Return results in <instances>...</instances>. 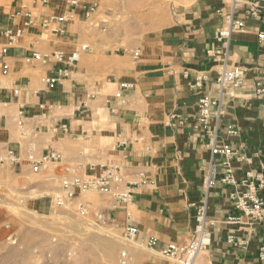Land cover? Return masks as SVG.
Returning a JSON list of instances; mask_svg holds the SVG:
<instances>
[{"label":"crops","instance_id":"crops-1","mask_svg":"<svg viewBox=\"0 0 264 264\" xmlns=\"http://www.w3.org/2000/svg\"><path fill=\"white\" fill-rule=\"evenodd\" d=\"M100 1L88 17L77 10L65 23L40 28L45 16L66 11L63 0H0V46L7 43L4 30L22 26L26 12L35 21L0 56V155L10 150L16 157L10 166L24 174L32 171L29 153L49 150L60 152L55 166L65 176H92L113 166L121 176L115 188L128 186L130 195L126 203L104 195L110 200L102 209L117 228L136 227V242L156 238L136 254L145 264H173L159 252L188 242L203 204L210 242L195 264H264V210L258 220L235 205L244 182H262L257 195L264 202V38H258L264 35V0H170L162 12L147 13L141 29L95 22L94 15L107 18L113 10L106 4L100 10ZM229 16L244 26L231 33L227 63L243 74L207 129H216V143L229 145L233 155L211 158L212 138L197 122V101L204 94L217 97L221 58L214 37ZM80 44L87 50L52 87L40 78L62 65L26 61L33 52L69 54ZM120 83L132 87L116 97ZM43 166L33 174L46 173L49 166ZM141 175L146 185L137 183ZM50 180L29 184L38 210L53 201L57 189L51 191Z\"/></svg>","mask_w":264,"mask_h":264},{"label":"rangeland","instance_id":"rangeland-1","mask_svg":"<svg viewBox=\"0 0 264 264\" xmlns=\"http://www.w3.org/2000/svg\"><path fill=\"white\" fill-rule=\"evenodd\" d=\"M169 2L170 0H101L100 10L104 4L113 10L107 18L94 15V19L95 22L107 19L131 27L138 25L141 29L148 21L145 18L147 13L162 12L164 5L167 6ZM83 43L88 42L85 40ZM48 166V171L44 174H33L32 171L24 174L18 172L14 166H10L8 161L0 164V200H8L20 210V213L16 212V214L10 207L0 205V233H2L0 264H145L144 260H139L136 256L138 252L144 250V247L134 249L116 245L112 259L108 257V244L114 242V245L118 244V239L125 238L124 230L117 228L102 209L110 198L89 190L78 192L79 195L77 193L62 206L54 204L55 196L60 194L58 188L61 180L71 175L60 174L55 164ZM77 174L82 175V172ZM49 176L55 178L50 180L49 188L51 191L57 190L51 194L53 198L51 204L47 203V208L41 211L34 208L36 195L30 190L29 184L43 181L44 177ZM79 204L86 206L85 214L80 213ZM57 208L65 209L66 215H69L67 218L61 217V220L55 221L57 229L45 230L32 224L28 219L27 209L39 215H48ZM71 218L74 219L72 222L75 223L77 230L76 227L75 230L68 227L67 224L70 223L68 220ZM88 223L102 226L107 232L103 236L92 235ZM122 252L125 253L123 258L120 256Z\"/></svg>","mask_w":264,"mask_h":264},{"label":"built area","instance_id":"built-area-1","mask_svg":"<svg viewBox=\"0 0 264 264\" xmlns=\"http://www.w3.org/2000/svg\"><path fill=\"white\" fill-rule=\"evenodd\" d=\"M34 4L46 5L48 0H31ZM66 7V11L59 15L51 14L45 16L40 21V28H47L52 24H61L67 22L75 13L79 10L83 12L85 17L92 14L98 7V0H93L90 2H84L82 0H63ZM252 13V7L250 8ZM26 20L22 23V26L16 29H5L4 35L7 39V43L0 46V56L7 53L9 46L17 45L19 37L22 35L24 28H29L34 25L35 21L33 16L28 12L24 14ZM244 26L243 21L239 19H234L232 16L228 17L227 24L216 31L215 40L220 44V48L215 51L216 55L221 58L220 70L216 76L214 85L216 88L217 97L211 98L207 95H202L197 101V122L205 129L206 133L211 136L210 143V154L211 158L220 155L224 157H230L233 155V151L229 145H218L215 141L216 129H207L212 121L215 123L219 120L222 115L221 112V101L225 95L230 94L235 88L240 86L243 70L238 66H229L227 63L228 58V44L231 33L234 30L240 29ZM55 31L62 32L61 29ZM259 39H263L264 35L262 33L258 34ZM87 50L86 44H80L79 48L75 49L69 54H64L61 51H52L50 53L44 54L40 52H33L31 57L26 58V61L30 59L36 60L42 64H46L49 61H53L61 64L62 66L57 68L53 76H42L40 78L41 82L48 87H52L57 81L65 78L69 75L70 69L68 66L74 64L78 58L79 54ZM7 65L2 64V73H7ZM206 76L202 75L197 77L195 85H199L200 80L205 79ZM132 85L129 83H120L119 91L115 94L116 97L120 96V92L124 89L131 88ZM13 93L16 95L18 89H14ZM21 109L18 111V115H21ZM214 123V124H215ZM21 124V121H18ZM64 127V126H63ZM64 130V128H62ZM62 156L60 152L49 150L44 152L39 158L35 157L33 154L29 153L26 159L32 164L31 169L36 172L39 165H50L55 164L61 160ZM16 159L15 155L10 151H6L4 154L0 155V164L5 162H11ZM121 182V176L118 171L113 166H104L102 170L92 176H85L84 174L78 175L77 173L71 174L68 178H63L60 183V194L55 197L54 204L56 206H62L66 201L74 198L77 192H84L89 190H94L102 195H109L113 197L116 201L126 203L130 195V188L125 186L123 189H116L115 186ZM141 185H146L148 180L144 176H140L137 182ZM245 183L246 190L239 198L235 205L236 207L243 210L245 214L250 215L254 219L261 220L263 217L264 202L257 195V188L262 186V182L256 186L252 183ZM205 185L207 187L213 185L212 180H207ZM78 209L81 214L86 213V206L83 204L78 205ZM195 224L193 227L192 237L183 245L168 244L162 250H160V255L164 258L169 259L173 264H193L198 254L205 248L210 242V234L206 228V206L205 204L198 207L195 216ZM138 230L134 226H127L123 231V236L126 239L134 240ZM232 241V238H229ZM156 243V238L151 236L148 240L143 243L147 247H152ZM142 244V243H140ZM122 253V258L124 257ZM260 258L264 259V252L260 254Z\"/></svg>","mask_w":264,"mask_h":264},{"label":"bare ground","instance_id":"bare-ground-1","mask_svg":"<svg viewBox=\"0 0 264 264\" xmlns=\"http://www.w3.org/2000/svg\"><path fill=\"white\" fill-rule=\"evenodd\" d=\"M57 196H59V193L55 197H57ZM54 202H55V198H54ZM0 205H5L6 207H10V209L13 212H15V213L20 211L18 209V207L14 203L9 202L8 200L1 199L0 200ZM27 210L29 211L28 219L30 220V222L32 224H35L37 226H40V227L44 228L45 230H47L48 228L54 230L56 228L55 227V225H56V222L55 221L56 220H61L60 219L61 217L62 218H67L69 216V215H66L67 214V211L65 209H63V208H62V210L61 209H58V208L57 209H53L50 212V214H48V215H39V214H37L36 212H34L32 210H29V209H27ZM72 220H74V219L71 218L70 220H68V222H70V223H68L67 225H68L69 228L75 230V227L76 226L74 225L75 223H73ZM58 222H60V221H57V223ZM88 224L90 226V227L88 226V228H90V231H91V234L92 235H96V236H99L100 235V236H103L107 232L106 228H104L102 226H99V225H96L95 223H88ZM58 227H60V226H58ZM61 227H63V226H61ZM76 230H77V227H76ZM1 237H2V233H0V238ZM114 243H110L107 246V254H108V257L110 259H112V257H113V254H114L113 253V249H114V246H116V245L124 246L126 248H134V249L135 248L140 249L141 247H144L143 244H140L139 242H136L135 240H130V239H126V238H120V239H118V244H115L114 245ZM122 253H124V252H122ZM122 253L120 254V256H122ZM193 264H195V261H194Z\"/></svg>","mask_w":264,"mask_h":264}]
</instances>
